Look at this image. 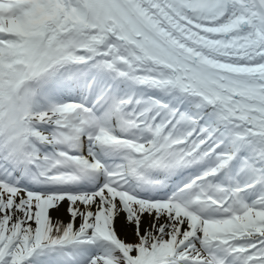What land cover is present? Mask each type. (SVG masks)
Returning <instances> with one entry per match:
<instances>
[{
	"label": "snow or ice",
	"instance_id": "snow-or-ice-1",
	"mask_svg": "<svg viewBox=\"0 0 264 264\" xmlns=\"http://www.w3.org/2000/svg\"><path fill=\"white\" fill-rule=\"evenodd\" d=\"M0 264H264V0H0Z\"/></svg>",
	"mask_w": 264,
	"mask_h": 264
},
{
	"label": "bare ground",
	"instance_id": "bare-ground-1",
	"mask_svg": "<svg viewBox=\"0 0 264 264\" xmlns=\"http://www.w3.org/2000/svg\"><path fill=\"white\" fill-rule=\"evenodd\" d=\"M65 219H67V217H64ZM122 235H123V233H122Z\"/></svg>",
	"mask_w": 264,
	"mask_h": 264
}]
</instances>
